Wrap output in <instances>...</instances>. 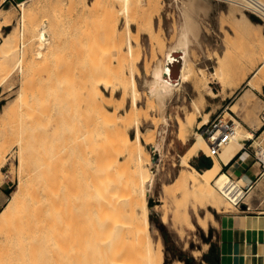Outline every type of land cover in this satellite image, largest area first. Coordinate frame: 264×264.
Here are the masks:
<instances>
[{
	"label": "rangeland",
	"instance_id": "374dc122",
	"mask_svg": "<svg viewBox=\"0 0 264 264\" xmlns=\"http://www.w3.org/2000/svg\"><path fill=\"white\" fill-rule=\"evenodd\" d=\"M22 1L26 2L28 8L34 7L25 19H21L23 12L19 4ZM147 1H4L2 8L6 11L0 13L8 16V21L4 23L0 20V47L5 43L4 36L9 34L14 39L17 54L8 63L0 64V160L5 159L0 175V213L19 182L18 137L21 134L73 133L74 120L82 115L83 101L84 98L88 99V91L96 96L95 105L98 104L101 109L110 103L109 114L118 117V120L120 116V120L124 119L125 113L137 99L145 109L140 114L136 112L135 124L130 129L131 136L135 135V126L140 125L144 132H148L147 135L156 131V141L162 146L163 155L157 163L158 170L152 160L149 165L155 177L148 192V201L156 207H151L149 220L154 240L161 237L163 243V264H174L177 260L183 264L187 261L190 264H207L205 258L211 255V247L215 248L217 244L218 223H210L207 231L199 226L195 230L185 228L184 235L178 236L171 222V213L168 214L169 222L163 223L161 220L162 191L173 182L183 166L192 169L194 175L200 174L206 178L224 172L219 169L215 157L195 139L198 127L207 123L210 117L222 115L225 120L233 118L235 124L240 122L245 131L249 126L264 123V86L263 91L254 90L255 96L248 110L241 105L237 108L241 95L250 87L246 81L250 77L247 63L250 57L247 54V41L242 35L235 34L231 23L233 19L241 20L247 15L252 21L263 24L264 28V17L250 9L244 0H207L211 9L209 14L198 13V36L190 33L195 77L193 75L190 83L184 84L166 101V121L163 122L161 107L154 98L151 101L146 87L154 63L158 59L166 62V52L178 44L188 22L186 12L190 11L189 2L192 0H153L158 6H149ZM261 1L264 3V0ZM221 22H226L223 24L226 26H222ZM44 23L47 24L51 41L38 55L42 42L39 31ZM159 33H162L161 40ZM158 38L161 42L167 39L163 42L165 46L162 50L154 44ZM153 53L156 55L152 56ZM2 65H5L4 69ZM135 80L138 89L144 91L136 95L133 92ZM148 103L152 104L149 110ZM206 112H210L207 117ZM186 134H189L187 138ZM182 135H185V141ZM143 143L152 155V145ZM193 144L199 145L196 153L190 151ZM198 154L213 157L214 163L204 169L194 166L191 159ZM212 188L224 203L229 201L214 181ZM241 199L240 205L232 206L228 212H216L210 207L196 210L201 215L212 211L216 221L223 214L243 210L244 205L249 212L262 213L264 176L247 189ZM192 205L189 209L195 217L196 210ZM204 244H208V248L200 256H194L192 250H202ZM20 249L9 247L5 235L1 234L0 264H30L27 255L22 253L24 249L19 254Z\"/></svg>",
	"mask_w": 264,
	"mask_h": 264
},
{
	"label": "bare ground",
	"instance_id": "6f19581e",
	"mask_svg": "<svg viewBox=\"0 0 264 264\" xmlns=\"http://www.w3.org/2000/svg\"><path fill=\"white\" fill-rule=\"evenodd\" d=\"M4 1L0 0L1 12L6 11L2 8ZM129 1L125 0L126 3ZM244 1L249 8L264 17V3L261 0ZM146 3L158 6L153 0ZM210 5L207 0L189 2L190 11L186 12L188 22L177 46L166 52V62L158 59L152 66V76L146 88L151 101L155 99L160 105L163 122L166 121V101L183 84L190 83L195 74L190 33L198 36V13L209 14ZM19 6L23 12L21 19L28 17L34 10V7L28 8L23 1ZM3 15L0 13V20L6 23L8 16ZM225 23L220 24L226 26L223 25ZM231 23L235 34L242 35L248 43L250 77L246 81L250 87L241 95L237 107L241 105L248 110L255 96L254 90L263 91L264 86V28L263 24L252 21L247 15L241 20L233 19ZM153 27L152 23L151 30ZM162 33L158 36L160 40ZM4 38L5 43L0 47V64L8 63L17 54L12 36L7 34ZM39 38L42 42L38 55H41L42 48L51 41L46 23L39 31ZM159 38L154 44L162 50L165 46L163 42L167 39L161 42ZM176 50L183 51L179 84L163 78L167 71L166 64L172 59L171 53ZM155 53L151 55L155 56ZM152 58L155 60V57ZM2 67L4 69L5 65ZM88 92V99L84 98L83 101L82 115L74 120L76 125L73 133L34 132L18 137L19 182L0 213L3 225L0 235H5L9 247L21 248L19 254L24 249L22 253L27 255L30 264H163V243L161 237L154 240L149 220L151 207L156 208L154 203L148 201V192L155 177L149 165L152 160L158 170L157 163L163 155L161 143H157L155 138L156 131L147 135L148 132L138 125L135 126V135L131 136L130 129L135 124L136 112L140 114L145 109L139 104L141 101L135 99L123 121L120 120L122 116L119 120L116 119L118 117L110 116V103L101 109L98 104L95 105L96 96L92 91ZM133 92L135 95L144 92L138 89L136 80ZM152 104L148 103V110ZM196 110L200 112L198 106ZM208 114L206 112L205 117ZM244 129L240 122H236L232 140L220 152L224 161L240 149L243 139L252 136ZM195 139L217 159L218 155L211 153L207 140L200 132ZM143 141L152 145V155ZM198 147L195 144L191 151ZM4 160H0V175L3 173L1 167ZM191 171L186 166L181 167L173 182L162 191L161 220L163 223L169 222L168 214L171 213L172 225L181 237L185 228L195 230L199 226L207 231L210 223L217 222L212 211L201 215L196 209L210 207L216 212H228L246 193L241 180L232 181L225 172L206 178L200 174L194 175ZM213 181L229 199L228 202L224 203L213 190ZM191 204L196 210L195 217L189 209ZM207 248L208 244H204L202 250L195 249L192 253L200 256ZM174 264L183 263L177 260Z\"/></svg>",
	"mask_w": 264,
	"mask_h": 264
},
{
	"label": "crops",
	"instance_id": "0c3cea01",
	"mask_svg": "<svg viewBox=\"0 0 264 264\" xmlns=\"http://www.w3.org/2000/svg\"><path fill=\"white\" fill-rule=\"evenodd\" d=\"M176 46L174 45L169 51ZM215 117V115L210 117L208 121ZM247 129L252 136L242 140L240 149L225 161L220 157L219 152L216 162L220 170L241 180L243 187L249 189L264 176V166L261 167L257 159L259 149L264 148V123L255 124V127L249 126ZM184 136L182 135L185 141ZM187 136L189 134H186V138ZM196 152L198 149L191 153ZM191 160L194 166H200L202 169L214 163L213 157L210 158L208 155L198 154ZM242 209L223 214L217 221L219 227L215 253H210L208 257L213 264H264V212H249L246 210L247 207L243 208V206Z\"/></svg>",
	"mask_w": 264,
	"mask_h": 264
},
{
	"label": "built area",
	"instance_id": "2783aa9c",
	"mask_svg": "<svg viewBox=\"0 0 264 264\" xmlns=\"http://www.w3.org/2000/svg\"><path fill=\"white\" fill-rule=\"evenodd\" d=\"M235 130V119L225 120L222 115H217L213 120L208 121L198 127V131L205 137L208 142L209 149L212 154H219V152L232 140ZM264 154V148H260L257 153V159L264 166V160L262 156ZM260 156V157H259ZM232 181L235 179L230 176ZM246 191L247 189L242 186ZM238 200L234 205H240Z\"/></svg>",
	"mask_w": 264,
	"mask_h": 264
},
{
	"label": "water",
	"instance_id": "95a60500",
	"mask_svg": "<svg viewBox=\"0 0 264 264\" xmlns=\"http://www.w3.org/2000/svg\"><path fill=\"white\" fill-rule=\"evenodd\" d=\"M172 59L167 62V71L163 74V78L173 84L180 83V73L183 62V51L176 50L171 53ZM246 208V206H243Z\"/></svg>",
	"mask_w": 264,
	"mask_h": 264
},
{
	"label": "trees",
	"instance_id": "16d2710c",
	"mask_svg": "<svg viewBox=\"0 0 264 264\" xmlns=\"http://www.w3.org/2000/svg\"><path fill=\"white\" fill-rule=\"evenodd\" d=\"M210 253L214 254V246L211 247L210 249ZM206 262H208L209 264H213L212 260L210 258H205Z\"/></svg>",
	"mask_w": 264,
	"mask_h": 264
},
{
	"label": "flooded vegetation",
	"instance_id": "af4514ba",
	"mask_svg": "<svg viewBox=\"0 0 264 264\" xmlns=\"http://www.w3.org/2000/svg\"><path fill=\"white\" fill-rule=\"evenodd\" d=\"M186 264H190V261H187V263Z\"/></svg>",
	"mask_w": 264,
	"mask_h": 264
}]
</instances>
